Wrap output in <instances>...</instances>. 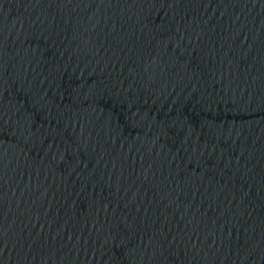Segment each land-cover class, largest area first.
<instances>
[{
	"label": "water",
	"instance_id": "95a60500",
	"mask_svg": "<svg viewBox=\"0 0 264 264\" xmlns=\"http://www.w3.org/2000/svg\"><path fill=\"white\" fill-rule=\"evenodd\" d=\"M264 120V0H0V264H124Z\"/></svg>",
	"mask_w": 264,
	"mask_h": 264
}]
</instances>
